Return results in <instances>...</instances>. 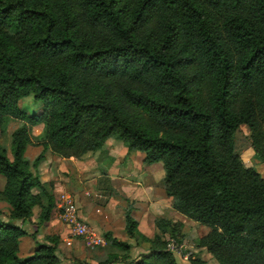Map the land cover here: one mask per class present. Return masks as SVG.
<instances>
[{"label": "trees", "instance_id": "1", "mask_svg": "<svg viewBox=\"0 0 264 264\" xmlns=\"http://www.w3.org/2000/svg\"><path fill=\"white\" fill-rule=\"evenodd\" d=\"M30 96L41 103L33 113ZM145 116L183 135L150 130ZM13 121L10 151L0 137V201L10 207L0 264H61L59 235L20 255L36 233L18 222L43 225L57 207L39 165L49 150L82 160L110 141L162 165L173 209L209 228L199 245L219 264H264V177L234 151L247 124L264 162V0H0L1 132ZM125 200L128 237L149 243L131 264H178L166 236L181 242L184 223L157 217L148 238ZM105 237L124 255L102 264L127 263L131 245ZM198 258L191 264H206Z\"/></svg>", "mask_w": 264, "mask_h": 264}, {"label": "crops", "instance_id": "2", "mask_svg": "<svg viewBox=\"0 0 264 264\" xmlns=\"http://www.w3.org/2000/svg\"><path fill=\"white\" fill-rule=\"evenodd\" d=\"M35 128H40V132H34L36 136H39L43 131L44 125ZM35 128L34 130H36ZM40 150V147H36L31 153L32 150L28 148L26 153L31 158H34L35 155L40 153ZM103 151L104 153H101ZM101 156L110 163L106 170L107 172L100 174V171H97V178L96 176L86 177V173H88L86 169L93 168V170H97L99 168ZM39 174L43 183L52 184L50 188L56 197L57 207L52 213L51 220L43 225L38 226L29 222H18L30 234L36 233L35 239L26 237L28 241L25 242V238L21 239L20 255L23 253V257L33 253L36 248V242H44L45 236L59 235L63 242L69 241L77 249L76 258H82L80 261L87 264H97L93 254L86 252L85 245L81 240L69 239L68 227L59 219L58 202L61 193L64 192L71 193L75 197L80 215L84 221L90 224L105 239V234L112 232L115 238L128 242L132 247L131 251L134 253H137L140 248L135 246L133 239L129 240L130 238L125 231L124 208L128 204L125 199L134 203L133 215L139 222L140 231L148 238H152L155 235V219L157 217L168 219L182 218V215L173 209L172 200L166 196L163 185L164 171L162 165L160 163L145 164L141 154L139 155V153L135 152L127 154V150L122 143L110 141L96 155L87 156L82 160L61 158L49 150L46 153V158L39 165ZM75 174H78L76 178L78 180L77 184H84V181H87L90 184L89 187H91V184L95 181V184L97 182L96 186H92L88 191L87 186H84V190H80L81 186L79 185L80 188L78 187L77 191L73 190L70 185L64 183L63 179ZM98 180L106 182L110 193L108 194L107 191V194L113 195L102 204L89 197L94 196L100 189ZM37 211L35 209V215ZM106 244L112 246L107 240ZM113 250L114 254H120V249L113 247ZM141 253L144 254L145 251L143 250ZM66 263L76 264L71 263L69 259ZM61 264H65V262L63 261Z\"/></svg>", "mask_w": 264, "mask_h": 264}, {"label": "rangeland", "instance_id": "3", "mask_svg": "<svg viewBox=\"0 0 264 264\" xmlns=\"http://www.w3.org/2000/svg\"><path fill=\"white\" fill-rule=\"evenodd\" d=\"M40 106H41V103L34 102L32 96L24 99L23 108L29 113H33ZM144 121H145L147 128L155 132H158L160 134H164V135H168L172 137H179L183 135L181 131L174 130V129H171L165 126H159V125H156L155 123H152L146 116L144 117ZM20 125H21V122L13 121L10 123V125L8 126L5 132L2 133L0 130V137H1L2 144L9 151L11 150V146H12V132L16 128H18ZM35 129L36 130L33 131V134L35 131L36 133L40 132L39 130L40 128L39 129L35 128ZM262 129L264 130V126L262 127ZM250 133H251L250 127L247 124H243L241 126V131L236 133L235 135L234 151L239 156V158L241 159V161L246 167L255 168L264 177V162L259 159L253 146L250 143V140L248 138ZM36 147L37 146H35V144L30 147V150H32L31 153H33ZM216 151L219 154H225V150H223V148L217 147ZM97 152L89 153L85 157L87 156L92 157L96 155ZM101 153H104V151ZM26 157L30 160H34L37 157V155H35L34 158H31L30 156H28V153H26ZM108 166H110V163L101 156L99 168H97V170H93V168H91L92 171L90 168L86 169L88 171V173H86V177L89 178L91 176L92 177L96 176L97 178L98 172L100 171V174L107 172L106 170ZM77 175L78 174H75L73 176L69 175L67 179H63L64 183L70 185L73 190H76L79 187V185L81 186V188L79 187L80 190H84V188L87 186L88 191L90 190L92 186H96L97 182L95 184V181L93 184H91V187H89L90 184L87 181H84L85 185L81 183L77 184L78 183V180H76ZM4 184H5V179L1 176L0 177V188H2ZM98 184L100 186V189L98 190V192L96 194L93 193L94 196L92 195L89 197L91 199L97 200L96 202H100L102 204V203H105V201H107V199H109L113 195H108L110 193L108 191V186L106 185V182H104L103 180L102 181L98 180ZM107 191H108V194H107ZM0 211H2V214L0 215V219L8 220L10 216V207L6 202L0 201ZM174 220L181 221L184 223V229H183L184 237L181 242H178L177 240L172 239L169 237V235H167L166 240H167V249L174 254L178 264H191V259L195 257L197 258L199 257L198 259L203 260L206 264H219L218 261L212 256V254H210L207 251L206 248L201 247L199 245L200 239L209 232L208 227L200 226L199 224H196V222L192 220H188L183 215H182V218L180 219L178 218ZM24 238H25L24 242L28 241V238L27 239L26 237ZM129 240H132V239H129ZM75 241H78V240L75 239ZM133 241L135 243V246L140 248V250L138 249L137 253L136 252L134 253L130 250L128 254L129 256L127 257V260H126L128 264H131L132 261L139 260L140 256L142 255L141 251L144 250L145 253H147L149 249L148 242L136 241L134 239ZM174 247L176 250H174ZM84 248L86 249V252H90L91 254H93V257H95V259L97 260V264H102L108 261L112 256L115 255L113 246H109L108 244H106L104 247H97L94 249L87 248L86 246ZM60 249L61 250H60L59 255L62 260V263L64 261L65 264H68L66 263L68 259L70 260L71 263H75L76 261L78 260L80 261L82 259V258H76L75 254H76L77 249L74 248L72 243L69 241H65V242L62 241L60 245ZM120 255H124V252L120 251ZM133 258L135 259L132 260Z\"/></svg>", "mask_w": 264, "mask_h": 264}, {"label": "built area", "instance_id": "4", "mask_svg": "<svg viewBox=\"0 0 264 264\" xmlns=\"http://www.w3.org/2000/svg\"><path fill=\"white\" fill-rule=\"evenodd\" d=\"M58 209L59 219L68 227L70 240H81L90 249L106 245V239L82 219L77 201L71 193H61Z\"/></svg>", "mask_w": 264, "mask_h": 264}]
</instances>
